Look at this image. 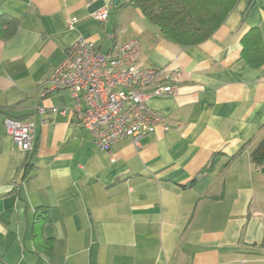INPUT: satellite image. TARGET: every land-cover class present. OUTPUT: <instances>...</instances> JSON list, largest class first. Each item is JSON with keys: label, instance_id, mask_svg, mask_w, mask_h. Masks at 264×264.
I'll return each mask as SVG.
<instances>
[{"label": "crops", "instance_id": "0c3cea01", "mask_svg": "<svg viewBox=\"0 0 264 264\" xmlns=\"http://www.w3.org/2000/svg\"><path fill=\"white\" fill-rule=\"evenodd\" d=\"M127 1L0 0V18L17 20L0 25V254L9 264H264V171L250 157L264 135V64L241 58L250 29L264 43V0H237L188 46ZM81 37L102 51L136 40L144 67L168 69L161 82L179 73L173 94L146 100L168 132L105 152L74 113L52 111L74 105L48 77ZM32 116L34 145L23 150L4 119ZM45 211L52 241L38 246Z\"/></svg>", "mask_w": 264, "mask_h": 264}, {"label": "built area", "instance_id": "2783aa9c", "mask_svg": "<svg viewBox=\"0 0 264 264\" xmlns=\"http://www.w3.org/2000/svg\"><path fill=\"white\" fill-rule=\"evenodd\" d=\"M109 7L101 9L96 18L105 20ZM76 18L70 20V25ZM167 68L144 67L136 40H129L117 49L102 51L89 39L78 38L66 50L65 58L55 67L48 82L53 89L66 90L74 101L71 108H52V111L76 115L82 127L88 130L95 146L109 151L120 139L129 137L139 146V140L161 130L171 128L166 118L158 115L146 103L149 95L173 94L175 82L164 83L159 79ZM40 115L45 107L37 109ZM6 133L23 150L34 145L37 117L27 121L5 117Z\"/></svg>", "mask_w": 264, "mask_h": 264}, {"label": "trees", "instance_id": "16d2710c", "mask_svg": "<svg viewBox=\"0 0 264 264\" xmlns=\"http://www.w3.org/2000/svg\"><path fill=\"white\" fill-rule=\"evenodd\" d=\"M237 0H128L124 5H132L166 38L181 46L196 45L208 39L224 22ZM17 24L5 16L3 23ZM9 25V26H10ZM241 58L253 66L264 64V43L259 28L250 29L242 38ZM244 149L242 147L239 152ZM251 161L264 171V135L250 152ZM30 177L27 166L24 179ZM46 211L37 214L33 226V238L38 246L50 244L52 239L43 234V223L47 220ZM0 264H9L0 254Z\"/></svg>", "mask_w": 264, "mask_h": 264}, {"label": "water", "instance_id": "95a60500", "mask_svg": "<svg viewBox=\"0 0 264 264\" xmlns=\"http://www.w3.org/2000/svg\"><path fill=\"white\" fill-rule=\"evenodd\" d=\"M119 2V0H115V4H117Z\"/></svg>", "mask_w": 264, "mask_h": 264}]
</instances>
